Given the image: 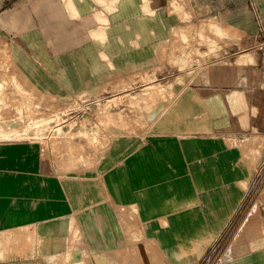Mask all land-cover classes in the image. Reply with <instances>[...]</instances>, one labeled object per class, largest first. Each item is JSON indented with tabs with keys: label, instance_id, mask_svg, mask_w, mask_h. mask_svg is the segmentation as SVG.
Returning a JSON list of instances; mask_svg holds the SVG:
<instances>
[{
	"label": "rangeland",
	"instance_id": "1",
	"mask_svg": "<svg viewBox=\"0 0 264 264\" xmlns=\"http://www.w3.org/2000/svg\"><path fill=\"white\" fill-rule=\"evenodd\" d=\"M45 5V0L0 3V212L44 209L51 197L62 207L78 204L79 212L73 213L78 226L71 227L72 237L75 232L83 240L78 264H228L235 253L225 251L237 240L173 246L172 252L140 225L131 205L106 196L103 176L117 157L157 141L174 125V113H198L182 117V125L213 133L211 125L199 129V123H210L209 112L203 114L207 99L241 88L249 97L245 110L237 115L230 106L234 114L227 117L230 126L223 135L229 137L235 169L247 180L231 186L246 189L250 179L263 178L264 32L249 35L219 18H193L187 0H165L160 8L145 3L135 11V30L147 24L155 29L144 41L135 36L127 54L97 53L87 40L83 52L70 51L62 60L63 51L46 50L40 26ZM98 22L109 24L106 18ZM95 38L105 39L103 34ZM30 174L38 179L28 180ZM40 176L53 178V184ZM34 186L37 193L25 189ZM87 194L91 200L84 199ZM107 215L117 219L120 237H107ZM24 242L0 239V264L16 256L30 258L34 245Z\"/></svg>",
	"mask_w": 264,
	"mask_h": 264
},
{
	"label": "crops",
	"instance_id": "2",
	"mask_svg": "<svg viewBox=\"0 0 264 264\" xmlns=\"http://www.w3.org/2000/svg\"><path fill=\"white\" fill-rule=\"evenodd\" d=\"M164 1L104 0L102 6V0H45V18L40 26L45 27L44 40L51 44L46 50L63 51L61 59L65 60L70 51L83 52L89 40L97 47V53L123 56L133 50L135 36L141 35L144 41L143 37L155 29L146 23L140 31L135 30L131 22L135 11L145 3L159 7ZM187 1L193 18H219L223 24H232L237 31L249 35L264 32V0ZM159 8L158 14L162 13ZM101 17L109 24L98 22ZM98 34L105 39L95 38ZM226 94L211 93L207 99L208 109L203 114L209 112L210 123H199V129L211 125L213 133L209 128L199 132L191 125H182V117L192 118L198 113H174V125L164 128L157 141L128 150L115 159L104 173L103 185L108 198L126 206L135 205L140 225L147 226L149 233L163 240L165 246L181 249L182 245L211 244L216 240H228L229 245L230 240H237L236 246L225 251L235 253L228 264H264V177L250 179L246 189L237 183L231 186V182L247 179L239 167L235 169L237 162L232 161L231 148L225 140L229 137L223 135L230 126L227 117L241 114L249 97L241 88ZM230 106H235L236 112ZM219 134L222 140L218 139ZM20 179L26 181L27 177ZM37 179L33 174L28 177ZM42 179L53 182V178ZM25 189L30 194L39 190L37 186ZM43 208L20 207L0 212V239L12 236L20 245L27 240L34 245L30 258L16 256L5 264H78L83 260L82 235L72 240L71 234L72 223L78 226V216L73 213L79 205L62 207L51 197ZM65 254L67 261L63 260Z\"/></svg>",
	"mask_w": 264,
	"mask_h": 264
},
{
	"label": "bare ground",
	"instance_id": "3",
	"mask_svg": "<svg viewBox=\"0 0 264 264\" xmlns=\"http://www.w3.org/2000/svg\"><path fill=\"white\" fill-rule=\"evenodd\" d=\"M73 15H74V13H73ZM73 15H72V17H73ZM97 21H98V19H97ZM100 32H102V31H100ZM92 36H94V35H92ZM199 106L200 105L198 104V102L194 103V107L198 108ZM78 187L79 186H77V188ZM84 199L91 200L92 198H91L90 195L87 194V195L84 196ZM131 206H132V209H135L136 210L137 217H138L139 216V213H138L137 207L135 205H131ZM105 224L107 225L106 228H105L106 229V235H107V237H120V230H119L118 222H117V219L113 215H110V216L107 215V220L105 221ZM147 233L150 234L148 229H147ZM75 235H76V233L74 232L72 239L75 238ZM106 241H109V240H106ZM175 251H176V249L172 246V252H175ZM66 258L69 259L67 255H66Z\"/></svg>",
	"mask_w": 264,
	"mask_h": 264
}]
</instances>
